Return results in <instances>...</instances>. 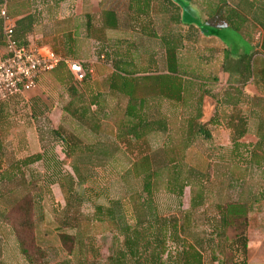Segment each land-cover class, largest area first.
Returning <instances> with one entry per match:
<instances>
[{"label":"trees","instance_id":"trees-1","mask_svg":"<svg viewBox=\"0 0 264 264\" xmlns=\"http://www.w3.org/2000/svg\"><path fill=\"white\" fill-rule=\"evenodd\" d=\"M58 1L54 0L56 3ZM1 2L2 0L0 4ZM218 2L221 1L202 0L201 7L206 15L213 14L218 8ZM125 3L124 16L129 21L128 28H137L142 34L162 41L161 48H165L163 64L172 73L177 68L173 54L176 45L171 37L174 33H156L157 23L154 20L158 19L163 25L166 21L160 18L169 19L177 25L184 23L191 31L197 30L202 36L216 32L222 42L218 67L221 72L227 74V90L219 97L211 95L215 100L214 111L205 123L197 125L195 131L207 140L211 138L207 125L222 126L227 130L229 146L226 147L227 152L218 153L219 159L226 158L230 162L239 160L244 165H258L257 152L264 158V93L248 95L240 88L249 82L255 83L258 78L264 86V62L260 64L259 72L255 73L253 56L257 49L235 53V47L233 50L228 43L232 32L240 35L239 33L244 31L259 29L264 33V8L260 7L261 4L253 9L243 1L225 9V18L231 31L228 38V34L202 29L199 24L181 21V7L173 0H126ZM102 4L99 0L98 12L87 11L83 14L82 26L88 36L95 28L101 32L119 28L116 10L110 6L104 8ZM247 14H250V19L246 17ZM32 20L33 17L29 14L14 20L13 35L16 40L17 33L23 34ZM103 41L97 56L104 57L111 67L105 78L106 90L126 98L122 117L109 133L112 135L111 139L97 137L101 131L100 119L89 108L91 103H99V95L78 89L74 83L82 82L81 86L86 87L89 74L84 64L81 80H76L72 74L64 80L62 92L66 93L68 98L60 104V108L83 129L85 135L92 137L83 140L78 134L63 131L61 127L50 129L51 135L60 142L62 158L69 160L71 166V172L54 171L55 179L47 181H65L59 183L65 202L54 219L57 237L67 254L62 260L51 263L46 251L34 244V207L36 199L41 198L43 186L39 185L34 191L29 188L31 184L24 175V170L30 165L47 161L50 155V165H60L62 159L53 158L52 151L48 154L49 147L41 145L38 151L16 157L12 147L8 142L2 141L0 136V188H5V194H12L18 185L28 186V190L13 200L6 213V220L14 232L20 253L29 264H205L206 260L217 264H247V214L255 201L264 200V187H261L254 197L208 201L207 183L211 178L212 161H208L204 169H198L178 165L176 158L169 157L168 162L171 165L162 167L154 162V157L153 164H150L148 157L144 156V164L138 165L139 188L124 197H106L100 202L84 199L76 192V187L85 182L88 170H81L79 165L103 166L115 151L119 150V142L129 139L144 140L148 133L164 131L167 125L166 119L159 115L156 104L151 105L149 112H146L143 108L145 98L136 94L140 83L139 77L134 74L140 68L132 57L134 43L124 37H106ZM256 46L264 55V36ZM147 59L152 70H159L160 61L156 52L148 53ZM141 79L152 80L154 97L166 94L168 98H180L183 88L180 84L171 82L170 78L163 80L160 75H155ZM85 92L88 97H85ZM4 101L0 102V131L3 134L8 124L1 116L5 113ZM250 123H253L252 127ZM250 131L255 140L242 141ZM175 163L176 165H172ZM160 175H164V192L172 194L176 199L175 211L167 214L158 210L154 199ZM186 186L189 188L188 206L181 208L182 191ZM83 199L88 202L90 211L84 213L77 209L72 213L70 206L75 200H78L80 205ZM197 212L199 214H196ZM92 223L104 225L111 233L109 253L103 261L100 259V246L95 242L94 233L83 231L85 224Z\"/></svg>","mask_w":264,"mask_h":264},{"label":"rangeland","instance_id":"rangeland-1","mask_svg":"<svg viewBox=\"0 0 264 264\" xmlns=\"http://www.w3.org/2000/svg\"><path fill=\"white\" fill-rule=\"evenodd\" d=\"M89 1V0H87ZM104 8L110 6L117 12L118 29L92 31L90 36L86 35L81 21L78 18H72L73 25L77 28V46L70 50L71 59L79 60L81 64L88 69V79L86 87L81 86L82 82H74L78 89L90 91L92 95H99L98 104H90V110L94 111L100 119V133L97 137H107L113 131V126L121 119L126 98L109 93L106 90L105 78L111 71V67L102 56H97L100 45L104 38L124 37L134 43L133 60L137 63L138 69L134 75L139 77V85L136 88V94L145 98L143 108L149 112L150 106L156 104L159 115L166 119V129L164 131H152L147 134L144 140H128L119 142V150L115 151L112 158L103 166H85L79 165L81 170L87 168L85 182L76 187L84 199H95L102 202L106 197H124L125 194L139 188L140 180L138 176L139 167L143 165V157H148V162L157 165H171L168 162L169 157L176 158L178 165L193 166L198 169H204L211 162V178L207 183L209 190L208 201L235 200L238 197H254L261 187H264V158L258 151V165H244L238 161L230 162L228 159L220 160L218 153L227 152L229 146L228 133L222 126L207 125L206 128L211 133L210 139H203L195 128L198 124H203L212 115L214 111L215 100L212 94L219 97L227 90V74L220 71L218 63L221 58V43L216 38L209 35L202 36L197 30L191 31L186 24H176L169 19L166 24H161L158 19L156 33L165 35L173 32L171 35L175 41V61L177 68L175 72H169L163 64V52L161 48L162 41L156 40L151 36L142 34L137 28L129 29L128 20L125 18L124 9L126 0H101ZM181 7V21L188 22L190 9L185 8V4L180 0H175ZM185 1V0H184ZM89 10V7L87 11ZM96 13V11H93ZM204 21V19H203ZM219 22V17L215 18ZM132 26V23L130 24ZM225 33V35H227ZM230 34H228V38ZM228 45L234 50H247L246 44L242 43L236 37H230ZM256 47L255 41L250 43L249 48ZM235 51V50H234ZM156 52L157 59L160 61L159 70H152L148 63L147 54ZM257 60H254V63ZM255 65V64H254ZM84 73V67L82 66ZM160 75L163 80L170 78L171 82H176L182 86L180 98H168L166 94H160L154 97L155 89L151 86L152 80H142L145 76ZM162 80V79H161ZM257 83V85H255ZM263 83L258 78L255 83H248L240 88L245 90L248 95L260 93ZM157 92V91H156ZM232 92V90H229ZM85 92V97H88ZM57 101V107L54 112L45 115H39L37 118H28L24 108L14 106L13 99L4 101V111L2 118L5 119V133L0 131L2 141H9L10 146L16 157L24 155L35 149V145L30 143L26 135L34 133L38 135L39 147H49L48 154L52 151L53 158L62 159L60 165L52 164V155H48L47 161H39L30 165L24 170L27 177L29 188L37 190L39 185L41 189V198L36 199L34 207V244L40 246L46 251L47 257L51 263L62 260L67 256L57 237L55 227L56 213L64 205V194L60 188V181L47 183L55 179L54 171L71 172L69 160L63 159L60 151V142L51 135L50 129L61 127L63 131L73 132L83 137L91 138L89 134H84L83 129L78 127L64 113L60 104L67 100L66 93L57 91L54 96ZM3 111V112H4ZM253 126V123H250ZM85 135V136H84ZM85 137V138H84ZM23 138V142L20 140ZM244 142H253L255 140L251 131L243 139ZM137 165V166H136ZM172 165H176L172 164ZM84 171V170H83ZM84 173V172H83ZM57 179V177H56ZM164 175H160L157 181V189L154 193V199L158 210L167 214L175 211L176 199L172 194L163 190ZM41 186V187H42ZM28 186L24 184L14 188L12 194H5V188H0V264H29L20 253L18 243L10 224L6 220L13 200L22 195ZM189 188H183L181 196V208L188 206ZM82 200L79 205L78 200L70 206L72 213L77 209L81 212H89L90 206L87 201ZM200 210H198L199 212ZM196 214H199V213ZM83 231L94 233L95 242L100 247V259L109 253L111 233L106 230L102 224H85ZM247 253V264H264V200L255 201L247 214V225L245 228ZM74 261V260H73ZM205 264H217L216 262Z\"/></svg>","mask_w":264,"mask_h":264},{"label":"crops","instance_id":"crops-1","mask_svg":"<svg viewBox=\"0 0 264 264\" xmlns=\"http://www.w3.org/2000/svg\"><path fill=\"white\" fill-rule=\"evenodd\" d=\"M173 1L176 3L175 0ZM180 1L185 4L186 9H190L188 22L199 24L202 29H212L223 34L227 32L230 34L231 32L225 18V9L228 7H233L237 2L242 3L245 1L247 5L253 9L259 7V4H261L260 7L264 8V0H220L221 2H218V8L214 13L206 15L201 7L202 0ZM1 7H4L6 13L14 20L28 14L33 17V20L30 21L29 28L23 34L17 33L16 37L19 43L24 45L49 47L64 57H71L69 49H74L78 42L76 36L78 31L76 25H73L72 23V18L76 17L79 20H82V25L84 18L83 14L87 12L88 7V11L91 12H98L100 10L99 0H59L57 3L54 2V0H2L0 8ZM249 15L250 14L246 15L248 19H250ZM216 17H219L218 23L215 22ZM253 24L256 25V23ZM1 31L2 30H0V54L3 51ZM232 34L233 37H236L242 43H247V50L257 49L253 59L257 60L254 65V72L258 73L261 68L260 64L264 62V55L259 51L257 46L254 49H250L249 45L254 41L257 45L258 42L262 40L264 33L258 29L252 32L244 31L239 33L240 35L234 32H232ZM209 36L220 41L216 36V32ZM220 43L222 44L221 41ZM243 51L244 50H236L235 47V53ZM70 74L71 73L66 65L63 63L58 64L51 71L39 75L35 88L11 98L15 100L13 101L14 106H22L25 110V114L30 119L37 118L41 114L47 115L49 112H54L57 107V101L54 96L57 95L58 90L59 92H62L64 80ZM255 85H257V83ZM262 89L263 91L261 90L260 93H255V95L264 93V86ZM244 93L248 94L245 90ZM25 138H29L30 143L35 145V149L28 153H33L39 150L38 135L35 131L34 133L31 132L30 135H26ZM5 141L10 145L9 141ZM20 141L23 142V138Z\"/></svg>","mask_w":264,"mask_h":264},{"label":"built area","instance_id":"built-area-1","mask_svg":"<svg viewBox=\"0 0 264 264\" xmlns=\"http://www.w3.org/2000/svg\"><path fill=\"white\" fill-rule=\"evenodd\" d=\"M3 51L0 54V102L36 87L39 75L58 64L66 65L76 80L83 76L79 60L64 57L49 47L18 43L13 35L14 19L0 8Z\"/></svg>","mask_w":264,"mask_h":264}]
</instances>
